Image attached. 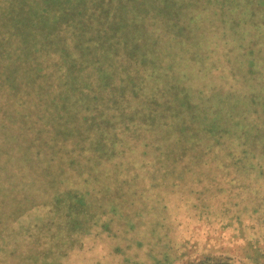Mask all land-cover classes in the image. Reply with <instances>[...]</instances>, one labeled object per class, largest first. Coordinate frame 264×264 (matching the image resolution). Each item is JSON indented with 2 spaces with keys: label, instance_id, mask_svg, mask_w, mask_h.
Masks as SVG:
<instances>
[{
  "label": "trees",
  "instance_id": "obj_1",
  "mask_svg": "<svg viewBox=\"0 0 264 264\" xmlns=\"http://www.w3.org/2000/svg\"><path fill=\"white\" fill-rule=\"evenodd\" d=\"M50 1L59 5L35 0L38 20L0 22V264H127L117 237L160 224L170 230L154 264H250L207 248L172 254L180 229L201 238L167 207L204 204L218 173L244 166L225 142L237 149L230 138L241 135L256 147L264 133L241 122L264 107V0H180L152 45L118 0L98 19L79 0L67 13ZM203 82L228 86L225 109Z\"/></svg>",
  "mask_w": 264,
  "mask_h": 264
},
{
  "label": "rangeland",
  "instance_id": "obj_2",
  "mask_svg": "<svg viewBox=\"0 0 264 264\" xmlns=\"http://www.w3.org/2000/svg\"><path fill=\"white\" fill-rule=\"evenodd\" d=\"M60 1H62V5L65 4L62 9L66 13L68 11L67 9H74L76 0H67V2L65 0ZM79 1L81 3H79L78 6L76 5V8H80L81 11L84 10V12L90 14H96L92 15V17L96 19L110 10L111 3L106 0ZM179 1L180 0H118V5H125L128 10L132 8L139 15V22H136L138 24L136 28L137 31H134V34L137 35L141 43L147 44L148 39L152 36L151 29L156 28L157 25L159 28L163 25H167L166 23L169 22V20L166 19V13L169 14V11H178L180 9L177 7ZM217 1L218 0H203L202 2L213 7L212 5ZM34 3L35 0H0V22L5 20L11 21L12 19L28 20V18L31 19L32 17L37 19L38 17L35 16L37 14L35 13L37 7ZM82 4H84L83 9L81 6ZM58 5V3L48 0V7L55 9ZM86 21L85 19L80 20L81 29L82 27L86 28L88 26ZM58 25L60 26L61 24L58 23ZM167 27L170 29L172 28V26L168 25ZM55 29H58V26H55L53 30ZM133 29L134 27L132 26L131 30ZM0 36L3 38V43L7 45L9 43L8 39L4 35ZM148 44L152 45L153 43ZM47 69H49V67H47ZM59 69L62 70L63 68L60 67ZM263 72L261 77L264 78ZM199 86L215 99L221 96L225 101L222 108L225 109L228 101V97L223 94V92L225 93L228 90L226 84H218V86L214 87L210 83L203 82ZM260 104H262V102L254 104L258 108L250 109L249 113L244 115L245 117L241 122L242 124L246 123V130H251L249 129V124L251 122H259L258 125L264 127V107ZM260 121H262L261 124ZM253 132L254 130L251 131L250 134ZM110 138L115 144H117V142L121 144L124 140L121 136ZM230 139L233 142L238 141L239 144L236 146V149L232 147L230 143L224 141L225 144H228L226 148L229 149V154L233 152L236 156L240 157L241 159H238L237 162H243L244 166L241 168L238 167L236 173L230 168L227 171H223L221 174L218 173L217 180L221 175L219 179L220 183H217L213 187L208 186V189L205 191L207 197L202 196V198L204 197L202 199L204 200V204L198 203L194 206L190 202L189 204L179 203L181 204L180 207L172 203L168 205L167 209L170 212L173 211L171 214L179 219L181 227L189 223L194 226L197 236L201 238V240H199V238L195 240L190 239L187 237L186 233H184V230L180 229L177 231V234H173L174 236L177 235L176 237L173 236L176 242L172 244L174 245L173 247L171 245L172 248H169V250L172 249V254L185 257L207 248L214 252L239 255L241 258L246 257L250 264H264V180L261 182V174L257 172V170H259L257 168V161L264 164V133L254 139L256 147H251L245 141L243 143L242 140H245V137L243 138L241 135L238 137L237 135H234V137L231 136ZM251 148H253L254 151H252ZM252 152H255L254 158L251 156ZM250 162L253 163V165L255 164L254 167L256 168L252 174L247 172ZM257 176H259V178H257ZM259 182L261 183L259 184ZM222 185L224 187L223 190L217 189L219 186L222 187ZM80 190L82 191V189ZM64 198L70 201L72 196H68L66 193L64 194ZM176 202H178V199ZM156 209L155 218L158 219L161 214V206L156 207ZM162 214H164V212ZM152 220L153 222L155 221L154 219ZM157 222H159V220H157ZM171 222L172 220H170V223ZM174 222L175 221H173V223ZM123 223H125V221H123ZM166 225H157L156 231L151 234L148 232L143 234L138 231H129V233L123 232L118 236L117 240L121 244V249L123 250L122 254L128 257L129 260H132L127 264H144L145 261L154 264L153 261H151L152 259H150V253L156 255L161 253L162 247L164 246L163 240L166 238L164 232L168 230ZM141 228L142 226L139 227V229ZM29 240L30 239H27V244H25V240H23V253H26L24 250H28L30 244ZM21 242V240H18V244L16 245L20 246ZM169 242L172 241L170 240ZM169 242H166V244ZM182 248L185 250V253L180 254L179 252ZM167 258H169V256H167Z\"/></svg>",
  "mask_w": 264,
  "mask_h": 264
}]
</instances>
